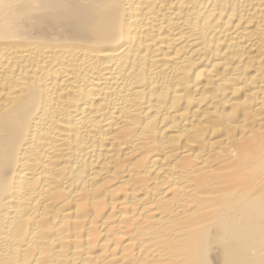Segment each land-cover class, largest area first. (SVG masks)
<instances>
[{
  "label": "bare ground",
  "instance_id": "obj_1",
  "mask_svg": "<svg viewBox=\"0 0 264 264\" xmlns=\"http://www.w3.org/2000/svg\"><path fill=\"white\" fill-rule=\"evenodd\" d=\"M0 264H264V0H0Z\"/></svg>",
  "mask_w": 264,
  "mask_h": 264
}]
</instances>
